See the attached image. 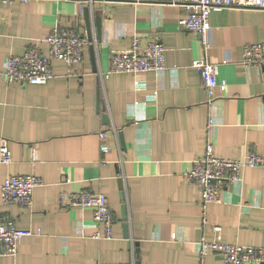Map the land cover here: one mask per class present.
I'll return each instance as SVG.
<instances>
[{
  "label": "crops",
  "instance_id": "crops-1",
  "mask_svg": "<svg viewBox=\"0 0 264 264\" xmlns=\"http://www.w3.org/2000/svg\"><path fill=\"white\" fill-rule=\"evenodd\" d=\"M185 14L168 0L0 1V144L11 152L9 163L0 161V186L9 174L42 180L28 207L0 199V213L16 227L40 230L23 237L15 254L0 256V264H222L217 252L199 254L197 241L213 238V225L223 241L264 246V167L246 166L240 181L226 182L222 200L206 205L205 224L198 187L185 180L207 140L217 156H264V65L239 61L243 44L264 41V15L234 5L211 12L203 48L200 36L178 23ZM56 24L88 36L81 62L53 60L45 84L6 83L5 57L32 43L46 51L42 39ZM134 36L162 43L164 69L104 77L111 52ZM202 56L216 65L223 85L211 101L191 65ZM209 119L214 125L206 128ZM102 129L110 130L105 152ZM80 190L105 194L112 237L92 236L89 209L58 203L60 192Z\"/></svg>",
  "mask_w": 264,
  "mask_h": 264
},
{
  "label": "built area",
  "instance_id": "built-area-1",
  "mask_svg": "<svg viewBox=\"0 0 264 264\" xmlns=\"http://www.w3.org/2000/svg\"><path fill=\"white\" fill-rule=\"evenodd\" d=\"M10 3L14 0H0ZM28 1V0H20ZM86 5L96 1L119 0H77ZM140 1V0H129ZM163 1V0H159ZM180 4L185 8V16L178 23L186 30L200 36L203 48L208 42L205 34L209 28V18L213 11L227 6L253 7L262 11L264 15V0H168ZM88 36H81L74 27L54 25L50 32L42 39L46 44L43 51L37 43L28 45L21 54H9L4 59L2 74L6 83L45 84L53 76L52 61L62 60L66 64H79L82 60V46ZM240 62L245 65L261 67L264 65V41L250 42L242 45ZM191 65L198 71L206 100L217 97L216 90L222 83L216 80V65L204 56L192 60ZM164 65V46L157 38H150L142 42L137 36L131 38L129 45L110 54L109 66L104 73L107 77L111 73H127L153 70L160 72ZM214 125L209 119L206 128ZM114 130V129H113ZM112 130V131H113ZM108 129L98 132L99 150L109 149L106 143ZM115 131V130H114ZM31 157L35 158V148L31 149ZM0 161L9 163L11 152L5 143L0 144ZM246 166L264 167V156L253 150L239 157H221L213 152L212 143L207 140L204 152L194 158L191 168L185 174L187 183H194L199 190V203L202 211V222L206 223L205 207L211 202H220L221 192L226 182L241 180L242 169ZM42 180L35 174H9L0 186V199L3 203H16L23 207L31 204L34 187ZM58 203L61 206L87 208L91 211L96 229L92 236L96 239L112 237L113 212L108 200L102 192L89 190L60 192ZM214 236L211 239L200 236L198 239L200 257L208 251L221 255L222 264H264V246L240 244L223 241L221 227L213 225ZM40 230L32 228H18L15 221L6 213H0V256H11L18 250L20 240L25 236L39 234ZM174 233L171 234L173 238ZM91 264H104L95 261ZM110 264H132V262H116Z\"/></svg>",
  "mask_w": 264,
  "mask_h": 264
},
{
  "label": "water",
  "instance_id": "water-1",
  "mask_svg": "<svg viewBox=\"0 0 264 264\" xmlns=\"http://www.w3.org/2000/svg\"><path fill=\"white\" fill-rule=\"evenodd\" d=\"M87 11H88V7H85V11L84 12H87ZM96 108L97 109L99 108L98 102H97ZM102 121L105 124L109 123L107 114H105V113L102 114ZM117 134H118V137H119V140H120V144L123 146L122 134H121L120 131L117 132ZM117 184H118L119 190H121V192L123 193V182H122V178L121 177L118 178ZM121 208H122V218L125 219L126 218L125 205L123 204ZM126 229H127V227L125 226L124 227L125 233H126ZM135 264H138V262H136Z\"/></svg>",
  "mask_w": 264,
  "mask_h": 264
}]
</instances>
